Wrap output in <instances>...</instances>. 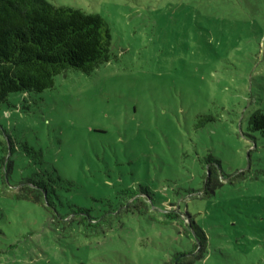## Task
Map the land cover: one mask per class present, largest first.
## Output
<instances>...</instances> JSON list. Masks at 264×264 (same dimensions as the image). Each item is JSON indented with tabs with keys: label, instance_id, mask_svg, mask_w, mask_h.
Here are the masks:
<instances>
[{
	"label": "rangeland",
	"instance_id": "374dc122",
	"mask_svg": "<svg viewBox=\"0 0 264 264\" xmlns=\"http://www.w3.org/2000/svg\"><path fill=\"white\" fill-rule=\"evenodd\" d=\"M48 1L105 17L113 55L2 106L0 264H264V0ZM29 179L58 213L19 196Z\"/></svg>",
	"mask_w": 264,
	"mask_h": 264
},
{
	"label": "trees",
	"instance_id": "16d2710c",
	"mask_svg": "<svg viewBox=\"0 0 264 264\" xmlns=\"http://www.w3.org/2000/svg\"><path fill=\"white\" fill-rule=\"evenodd\" d=\"M112 48L110 24L99 13L56 6L48 0H0V117L2 106L9 105L10 94L43 92L53 88L56 77L68 71L91 74L111 60ZM249 129L264 136V108L251 115ZM252 136L258 138L256 134ZM13 150L12 138L0 121V165L4 168V182ZM215 162L208 169L205 181L208 187L214 182V174L219 176V162ZM22 190L20 197L42 203L58 213L45 181L29 179ZM77 212L86 216L82 220L91 218L87 208L79 207ZM172 212L168 216L183 220V230L192 234L195 249L203 252L206 236L191 214L186 212L180 217ZM185 255L176 254L172 264H185L187 260H179Z\"/></svg>",
	"mask_w": 264,
	"mask_h": 264
}]
</instances>
